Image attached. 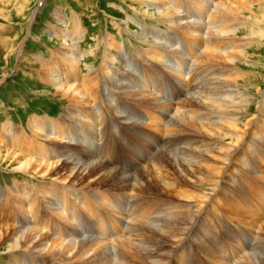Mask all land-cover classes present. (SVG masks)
<instances>
[{"label":"bare ground","instance_id":"obj_1","mask_svg":"<svg viewBox=\"0 0 264 264\" xmlns=\"http://www.w3.org/2000/svg\"><path fill=\"white\" fill-rule=\"evenodd\" d=\"M139 1L177 35L146 32L155 41L134 60L109 37L102 68L84 75L82 25L62 30L60 59L44 62L41 82L67 110L0 131V163L42 179L19 177L3 192L0 249L11 264H264V120L246 141L256 120L242 119L238 66L248 45L241 35L264 0ZM118 60L121 74L113 72ZM169 72L183 82L169 84ZM116 123L141 139L121 145L128 169H119L125 151L111 146ZM147 152L154 155L144 160ZM231 184L237 194L227 193ZM195 203L196 212L183 210ZM210 215H218L213 225ZM204 226L202 253L177 247Z\"/></svg>","mask_w":264,"mask_h":264},{"label":"rangeland","instance_id":"obj_2","mask_svg":"<svg viewBox=\"0 0 264 264\" xmlns=\"http://www.w3.org/2000/svg\"><path fill=\"white\" fill-rule=\"evenodd\" d=\"M154 9L152 5H146L139 0H0V131L7 123L28 129V123L33 117L58 120L67 110L69 103L62 97L55 95L52 86L41 82L42 66L47 62L54 61L55 58L60 59V50L64 39L62 30L74 31L78 24L82 25L81 27L85 32L81 41L82 52L85 56L82 61V70L83 74L86 75L89 73V69L94 71L102 68L109 37L113 36L118 42L123 43L125 51L130 53L134 60L138 56L139 49L149 50L152 47L149 42L155 41L153 36H148L145 39L146 32L156 35L154 32L161 29L163 35H177L176 32H172L170 22L161 18ZM255 11L257 17L254 19L257 20V24L244 29V33L241 35V38L248 44L246 58L238 63L242 72L239 87L242 95H244L242 96L243 99L248 104L245 106L246 109L242 107L243 110L245 109L244 111H247L242 119H245L246 123L248 120H256L254 129H249L246 132L248 133L245 138L246 141L253 134L260 135L259 126L261 124L259 125V122L264 120V114L259 108V103L264 102V4L260 7L257 6ZM57 13L65 17L63 22L58 19ZM246 17L249 18L250 15H246ZM251 29H254L255 33H251ZM262 35L263 37H261ZM125 64V62L118 60L113 72L117 71L121 74L123 72L121 69H124ZM166 72L168 74L167 70L164 71V73ZM170 73V77L175 80L169 81V84H175V81L183 82L182 77L172 76ZM169 100L174 99L169 97ZM242 108L236 109V111H241ZM111 124L113 125V123ZM116 125L119 130L118 135L116 134L117 141L111 145L113 152L118 148L122 151L127 150L128 147L122 146H127L130 137L141 140L136 135H131V131L126 133L120 124L116 123ZM262 130L264 131V127ZM147 132L150 136H156L153 129H148ZM124 153L125 158L120 157L119 163L122 166L120 168L117 166L119 169L124 166L125 169L129 168L126 160L127 151ZM148 153L145 154L144 160L153 157V153L151 157H148ZM137 166L131 164L130 167L133 171ZM259 172L260 170H257L258 175H260ZM19 177L32 183L42 180H33L25 174L15 173L13 169L0 163L1 203L4 200L5 192L10 186H13V181ZM231 185L230 188L228 187L227 193L231 190L237 194L236 184ZM200 191H202L201 193L205 191L204 194L210 193L211 187L207 186L205 190L201 189ZM244 191L248 194L247 189ZM218 196L223 198L220 194ZM232 199H235V195ZM220 206H223V203ZM191 207L184 206L183 210L191 209L196 212V208L201 207V205L195 203ZM216 217L209 216V225L215 223ZM228 227L231 231L235 230L233 224H228ZM206 229L208 230L204 226L202 231L198 232L199 235L191 231L189 235L192 234L194 237H191L189 241L184 240L185 244H179L177 247L188 245L187 249L185 247L186 252H192L191 249H200L199 251L202 253L203 250L197 246V242L201 237L209 235L207 232L204 233ZM234 236L238 238L235 233ZM239 243L241 244V242ZM233 244V242H228L225 245L229 246L230 249ZM241 258L242 255L239 256V260ZM206 261L205 264H211V259L208 258L207 263ZM0 264H11L10 255L2 253L1 249Z\"/></svg>","mask_w":264,"mask_h":264}]
</instances>
